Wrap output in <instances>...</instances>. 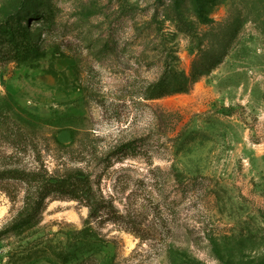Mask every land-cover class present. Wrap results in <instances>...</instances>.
<instances>
[{"label":"rangeland","instance_id":"rangeland-1","mask_svg":"<svg viewBox=\"0 0 264 264\" xmlns=\"http://www.w3.org/2000/svg\"><path fill=\"white\" fill-rule=\"evenodd\" d=\"M22 1L0 22L22 8L38 49L0 53V170L80 167L109 207L11 230L23 183L1 181L0 264H264V0ZM166 63L189 89L150 98Z\"/></svg>","mask_w":264,"mask_h":264},{"label":"trees","instance_id":"trees-1","mask_svg":"<svg viewBox=\"0 0 264 264\" xmlns=\"http://www.w3.org/2000/svg\"><path fill=\"white\" fill-rule=\"evenodd\" d=\"M25 1L23 0L22 3ZM21 9L19 7L16 8L4 21L0 22V53L2 54L20 56L26 51H36L38 49L36 41H32L29 29L23 28L15 32L16 28L11 19H17ZM198 16L204 18L200 11ZM262 16L264 15L262 14ZM208 51L209 53L204 50H198L190 71L191 78L206 72L209 69V67H206L207 64L214 61L217 62L220 54L213 47ZM190 83V79L183 71L177 70L166 63L160 76V81L157 84L149 85L146 94L151 98L154 92H160L159 94L183 92L189 89ZM9 119L10 117L7 114L0 113V123H7ZM8 133L12 135L14 132L9 130ZM12 140L14 143L22 144L25 139L15 134ZM130 145V143H126L124 147L128 148ZM9 180L23 183L24 192L21 207L6 225L11 230L22 228L37 221L49 200L65 198L76 200L87 207L89 219L100 217L101 213L109 207V203L94 187L91 176L80 167H69L54 171H48L42 165L33 169L17 167L1 169L0 183L1 181L6 182L4 188H8L7 182ZM8 193L13 200L14 193L12 191H8ZM65 254L63 260H69L70 255L68 253Z\"/></svg>","mask_w":264,"mask_h":264}]
</instances>
